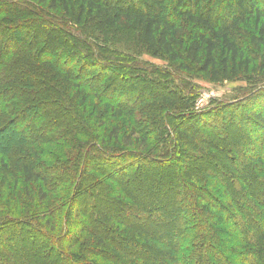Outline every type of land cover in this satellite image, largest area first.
Segmentation results:
<instances>
[{
    "label": "trees",
    "instance_id": "obj_1",
    "mask_svg": "<svg viewBox=\"0 0 264 264\" xmlns=\"http://www.w3.org/2000/svg\"><path fill=\"white\" fill-rule=\"evenodd\" d=\"M11 27L21 35L8 33ZM123 30L132 32L135 51L162 57L173 71L213 82L264 74V0H0V193L8 178L19 179L18 198L33 209L9 221L19 240L28 239L17 241L31 253L21 264H264V87L182 115L168 71L105 53ZM69 57L78 65L73 71ZM118 64L128 79L144 81L134 90L141 109L128 92L108 108L101 103L115 95ZM191 98L183 93L181 107ZM98 111L90 133L81 115L87 121ZM136 113L146 123L127 124ZM166 118L175 120L172 128ZM11 155L22 160L13 167L21 175H10ZM138 164L177 168L188 188L185 236L167 233L172 240H165L155 230L165 224L163 212L153 215V227L150 213L127 195ZM88 179L92 188L84 187ZM94 188L113 211L93 197L85 207L78 193ZM6 221L3 215L0 249L14 257L15 244L1 233ZM86 234L83 249L72 251ZM3 256L0 264H16Z\"/></svg>",
    "mask_w": 264,
    "mask_h": 264
},
{
    "label": "rangeland",
    "instance_id": "obj_2",
    "mask_svg": "<svg viewBox=\"0 0 264 264\" xmlns=\"http://www.w3.org/2000/svg\"><path fill=\"white\" fill-rule=\"evenodd\" d=\"M12 28V29H11ZM8 33L14 34L16 36H20L21 31L18 32L17 30H14L13 27H11ZM117 32V31H116ZM115 32V33H116ZM121 33L118 34L119 39H116L113 44L108 43L107 50L105 51L106 54H129L133 57H135L137 60L144 62L148 65H153L155 67L161 68L162 70L168 71V87L171 89H175L178 91V94L180 96L179 100H177L174 103V108H176V112L183 111L182 115H185L192 111H199L200 109L210 108L211 106L217 104V103H226V102H237L242 100L245 96L250 94L253 90L258 89L259 87H264V74L260 71H253V73H248L245 75H242L241 77L234 79V80H228V81H222V82H213L210 81L207 78H203L201 74L197 73H186L182 71H173L169 68L167 62L165 59H163L160 56H153L150 53H144L143 49H141V46L139 47V50L135 51L134 48L131 46L132 43V32L130 31H120ZM42 36V35H41ZM96 37V36H94ZM97 38V37H96ZM98 39V38H97ZM30 40V39H29ZM99 42V39H98ZM124 45V46H123ZM18 47V46H17ZM15 47V48H17ZM70 48V46H68ZM60 52V51H59ZM58 53L54 55V57L58 56ZM4 59L0 58V64H3ZM75 58L69 57V64L71 67V70L77 69L78 65L75 64ZM116 67L119 70H113V76L116 80V83L118 85V88L115 92V95L110 98V100L107 102H101L103 105H105L106 108H108V104H112V102L117 103L126 99H123L126 97V93L131 94L132 97L129 102L131 104H137V109H141V103L138 104V100L140 101V98L136 99V87L142 86L141 84L144 82L140 79H128L131 74L127 72L126 67L124 64H118ZM113 69V68H112ZM78 73L75 74V76ZM88 75H91L88 71ZM109 73L108 71L103 72V76L108 77ZM93 78L88 80L89 82H93ZM134 81V82H133ZM89 82H87L86 85L89 86ZM133 85L131 89H127L126 87H129V85ZM153 90V89H152ZM103 91V92H102ZM109 91L108 88L103 87L101 90L102 93H105ZM182 91V92H181ZM100 93V92H99ZM183 93H186L188 97H192L190 106L187 109H184L181 107L182 103H184V100L182 99ZM98 95V94H96ZM100 95V94H99ZM103 95V94H101ZM107 96V97H108ZM202 99L201 106L197 108V102L199 99ZM93 99L91 98L92 101ZM151 101V100H150ZM127 103V101H126ZM188 106V102H185L184 107ZM179 108V109H178ZM84 122L87 123V130L89 132H92V129L97 124L98 119L100 118L99 111L94 113L92 116V119L86 121L85 115H81ZM80 117V118H81ZM126 121L127 124H130V121H133L134 119H138V114L136 113L134 117H128ZM105 127L108 129V126L110 125L111 121L108 119L106 120ZM140 123H146L145 117H140L138 119ZM166 125L165 128L169 129L172 128V125L175 123V120L170 118L165 120ZM124 124V123H123ZM127 126V125H126ZM126 126H122V129H127ZM142 126V125H141ZM169 126V127H168ZM228 133H231L233 130H228ZM235 131V130H234ZM163 133V132H162ZM155 136V134H152ZM73 137V135H72ZM82 137H79L81 139ZM83 139V138H82ZM11 144V142H10ZM3 147L5 146L4 143H1ZM57 145L59 147H64L65 142H59ZM57 151V149H54ZM193 152V151H192ZM194 155H197V152H193ZM192 154V153H191ZM2 156L0 155V158ZM38 159V157H37ZM214 159V157H213ZM9 169L11 170L10 175L13 174V171L15 174L21 175V172L19 169H14L15 164H20L22 160H19L18 156L11 155L9 158ZM202 161L207 162V159H203ZM210 161V160H209ZM212 162V161H210ZM15 163V164H14ZM143 163V162H140ZM209 163V162H208ZM225 163V162H224ZM144 164H138V166H134V174L130 177L129 182L127 184V195H132L134 199L141 205H143V209L147 210L148 213H150L149 218H151L150 224L151 226H155L153 224L155 221H152L153 215L156 213L161 212L162 218L165 220V224L163 222L156 223L157 227L155 230L157 233H163L165 234V240H172L171 237L167 236V233H172L173 238L176 237V235H186V225L183 223H180V220H182L185 215L184 204L186 201V194L187 189L186 183L183 182L181 179L180 174L177 172V168H172L171 166H149L145 167ZM180 164L178 165V167ZM195 168L196 165H193ZM207 167V166H206ZM182 169V166H180ZM97 169V168H96ZM102 169V168H101ZM107 171V170H106ZM199 173H205L207 170H204V168L198 169ZM90 177V176H89ZM15 178H11V180L8 178L6 182V186L4 187V190L2 193H0V218L5 215L6 221L5 225L7 226L8 230L5 232H1L3 234H8V236L11 238V241L13 244H15L13 247H11L10 252L14 255V257L8 256L5 254L6 249H0V254H3L5 259L10 258V261L15 262L16 264H21L20 257L27 256L31 257V253L24 254L22 251V244H17V241H22V243L28 241V239L19 240L18 236L20 235L19 228L14 226L13 224L9 223L11 218H14V216H29L32 215V210L30 207H26V205L18 198V194L20 196H23L24 193L22 190V185L20 183V180H14ZM14 182L17 183L15 188H13ZM92 184V180L88 179L86 182H84V187L88 188ZM83 187V188H84ZM92 188V187H90ZM62 188L61 190H63ZM190 189V188H189ZM60 190V191H61ZM59 194V193H58ZM62 194V193H61ZM57 195V193H56ZM27 196V195H26ZM184 196V198H183ZM81 197L84 201L85 207L90 208L89 201L93 197L95 201L100 200V204L103 206L110 207L113 211L114 203L110 198L107 196H104L102 191L97 188V190L94 188L92 191L88 190V192L84 190H80L78 193V198ZM57 201H59V197L56 196ZM192 200V199H191ZM193 201L197 202L198 199H194ZM60 202V201H59ZM92 202V201H91ZM151 204V205H150ZM183 204V205H182ZM153 206V207H149ZM17 208V209H16ZM162 208V210H161ZM91 215V214H90ZM188 217V215H187ZM153 224V225H152ZM172 227V228H170ZM75 228V227H73ZM148 230V229H147ZM149 231V230H148ZM155 231V232H156ZM26 232L28 233V230L26 229ZM150 232V231H149ZM151 233V232H150ZM176 233V235H175ZM154 233H152L153 235ZM205 237L209 238L211 235L206 231ZM18 239V240H17ZM91 239L88 237V235L82 236V239H80L78 244L74 246L73 250L74 252H79L81 249H83V245L87 243L86 240ZM130 246H133L132 243H129ZM138 246H135L133 250ZM146 256V254H145ZM145 256H143L145 258ZM120 261L115 260L112 261L110 264H119ZM108 264V263H106ZM132 264V263H131Z\"/></svg>",
    "mask_w": 264,
    "mask_h": 264
},
{
    "label": "built area",
    "instance_id": "obj_3",
    "mask_svg": "<svg viewBox=\"0 0 264 264\" xmlns=\"http://www.w3.org/2000/svg\"><path fill=\"white\" fill-rule=\"evenodd\" d=\"M201 101H202V99L200 98V99L198 100V102H197V108H198L199 106H201Z\"/></svg>",
    "mask_w": 264,
    "mask_h": 264
}]
</instances>
